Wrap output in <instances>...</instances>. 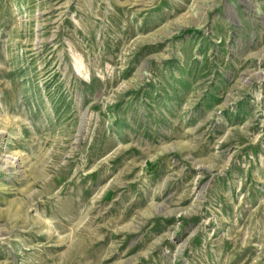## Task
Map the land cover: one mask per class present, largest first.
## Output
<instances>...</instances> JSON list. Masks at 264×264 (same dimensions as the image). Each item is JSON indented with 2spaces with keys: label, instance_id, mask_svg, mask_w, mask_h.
I'll list each match as a JSON object with an SVG mask.
<instances>
[{
  "label": "rangeland",
  "instance_id": "1",
  "mask_svg": "<svg viewBox=\"0 0 264 264\" xmlns=\"http://www.w3.org/2000/svg\"><path fill=\"white\" fill-rule=\"evenodd\" d=\"M0 264H264V0H0Z\"/></svg>",
  "mask_w": 264,
  "mask_h": 264
},
{
  "label": "bare ground",
  "instance_id": "2",
  "mask_svg": "<svg viewBox=\"0 0 264 264\" xmlns=\"http://www.w3.org/2000/svg\"><path fill=\"white\" fill-rule=\"evenodd\" d=\"M79 140V139H78ZM14 156V155H13ZM18 160V159H17ZM15 161H16V159H15ZM21 164V163H20Z\"/></svg>",
  "mask_w": 264,
  "mask_h": 264
}]
</instances>
